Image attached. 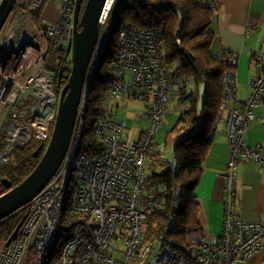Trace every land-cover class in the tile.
<instances>
[{
    "label": "built area",
    "instance_id": "2783aa9c",
    "mask_svg": "<svg viewBox=\"0 0 264 264\" xmlns=\"http://www.w3.org/2000/svg\"><path fill=\"white\" fill-rule=\"evenodd\" d=\"M107 1L98 22V39L87 66L66 153L47 184L20 209L25 218L16 238L7 247H0V264L245 262L264 245V225L239 221L235 213L238 166L254 161L264 168V156L257 150L260 146L249 147L243 142V133L254 119L253 109L263 104L264 37L256 54L257 74L251 78L252 92L243 103L235 101V70L225 72L221 78L219 110L228 112L224 136L229 147L223 232L218 243L202 245L201 254L189 255L186 250L174 248L162 235L142 243L147 230V209L152 210L156 203L145 208L139 199L171 92L159 31L121 24L112 62L114 79L107 88L115 102L145 103L147 127L138 140L128 142L123 136L126 118L100 116L93 125L92 136L102 151H80L89 80L123 2L110 0L106 6ZM47 2L56 4L59 19L49 22L41 17L35 34L24 31L31 24V13ZM75 2L17 0L0 31V134L5 141L0 147V170L9 163L13 146L33 141L47 144L50 139L59 96L54 75L45 64L51 50L66 49L72 41ZM226 59L230 65L236 64L235 55ZM65 208L74 224L64 217Z\"/></svg>",
    "mask_w": 264,
    "mask_h": 264
},
{
    "label": "trees",
    "instance_id": "16d2710c",
    "mask_svg": "<svg viewBox=\"0 0 264 264\" xmlns=\"http://www.w3.org/2000/svg\"><path fill=\"white\" fill-rule=\"evenodd\" d=\"M41 11L42 8L31 13V23L35 26L40 22ZM218 11L216 2L203 0H123L89 80L80 146L81 152L89 154L102 151V147L93 139V125L100 116L114 118V107L107 108L104 100L107 88L114 79L112 62L117 52L121 24L159 31L162 61L171 87L168 102L177 101L178 105H182V110L171 127L164 130L159 143L154 145L170 147L172 161L162 160L158 148L152 150L139 202L145 208L154 202L156 205L152 210L147 209V230L142 243L152 242L162 235L174 248L186 250L189 255L195 256L202 253L201 245L192 248L195 244L186 241L189 232L200 229L195 190L213 140L222 97L221 78L225 72L235 70V65H230L226 59L229 54L216 58L210 53L215 38L212 24ZM45 67L54 75L55 91H60L70 72L65 49L51 50ZM188 83L192 86L189 87ZM163 128L162 121L160 131ZM4 143L3 134H0V147ZM45 145L33 141L13 146L9 163L0 170V179H7L12 186L18 185L38 162V158L33 156L34 152L42 146L41 155ZM227 152L229 157L228 144ZM1 190L4 193L7 189ZM66 211L65 208L64 217L74 224V219ZM24 216V211L19 212L0 225V247L5 245Z\"/></svg>",
    "mask_w": 264,
    "mask_h": 264
},
{
    "label": "crops",
    "instance_id": "0c3cea01",
    "mask_svg": "<svg viewBox=\"0 0 264 264\" xmlns=\"http://www.w3.org/2000/svg\"><path fill=\"white\" fill-rule=\"evenodd\" d=\"M203 1L216 2L219 6L212 24L215 38L210 53L216 58H221L223 54L236 56L235 101L243 103L252 92L251 78L257 74L255 59L264 37V0ZM262 75L264 76V61ZM262 98L263 104L253 109L254 119L243 133V142L249 147L260 146L257 150L264 156V93ZM118 108L119 105L116 104L115 114ZM227 113V110L218 111L213 140L202 164L201 178L195 190L199 203L197 222L200 229L186 235L187 243L195 244L192 248L218 243L223 232L224 174L228 158L224 123ZM141 120H145L144 128L137 131L131 142L138 140L148 125L147 108L146 116ZM154 148L160 149V145ZM235 185L236 218L242 222L264 225V168L254 161L240 164ZM237 264H264V245L248 260Z\"/></svg>",
    "mask_w": 264,
    "mask_h": 264
},
{
    "label": "water",
    "instance_id": "95a60500",
    "mask_svg": "<svg viewBox=\"0 0 264 264\" xmlns=\"http://www.w3.org/2000/svg\"><path fill=\"white\" fill-rule=\"evenodd\" d=\"M17 0H0V31L10 16ZM106 0H76L73 14V37L66 47L70 72L66 84L60 89L55 121L49 141L34 152L38 162L30 174L18 185L12 186L7 179H0V225L17 214L51 179L66 153L81 99L87 66L98 39V22ZM178 32L176 33L177 37ZM21 219L5 247L13 241L24 220Z\"/></svg>",
    "mask_w": 264,
    "mask_h": 264
},
{
    "label": "rangeland",
    "instance_id": "374dc122",
    "mask_svg": "<svg viewBox=\"0 0 264 264\" xmlns=\"http://www.w3.org/2000/svg\"><path fill=\"white\" fill-rule=\"evenodd\" d=\"M41 15L43 19L49 21V22H55L59 19V14L57 12L56 4L52 2H47L44 7L42 8ZM38 26V25H37ZM32 23L27 24L23 30L24 31H31L32 33H36V27ZM188 86L191 87L192 84L188 83ZM201 89V87H200ZM58 91L57 95L59 96ZM104 104L107 108L110 106L114 107L116 104L119 105V108L117 109V113L115 114V109L113 110L114 117L118 119H127L125 131L123 133L124 138L131 142L134 138V135L137 133V131L144 128L145 120H141L143 117L146 116V107L144 106L145 103L141 101L131 100V101H117L111 99L109 94H106ZM182 110V105H178L177 101L171 100L166 105V113L163 118L164 128L162 131H159L157 133V137L155 139V143H159L160 137L163 136L164 130L171 127V125L176 121V118L180 114V111ZM1 127V124H0ZM160 145V144H158ZM160 152L162 156V160L164 161H172V150L170 147H164L162 144L160 145Z\"/></svg>",
    "mask_w": 264,
    "mask_h": 264
},
{
    "label": "bare ground",
    "instance_id": "6f19581e",
    "mask_svg": "<svg viewBox=\"0 0 264 264\" xmlns=\"http://www.w3.org/2000/svg\"><path fill=\"white\" fill-rule=\"evenodd\" d=\"M110 0L107 1L106 6L109 4Z\"/></svg>",
    "mask_w": 264,
    "mask_h": 264
},
{
    "label": "flooded vegetation",
    "instance_id": "af4514ba",
    "mask_svg": "<svg viewBox=\"0 0 264 264\" xmlns=\"http://www.w3.org/2000/svg\"><path fill=\"white\" fill-rule=\"evenodd\" d=\"M0 189H2V188L0 187Z\"/></svg>",
    "mask_w": 264,
    "mask_h": 264
}]
</instances>
